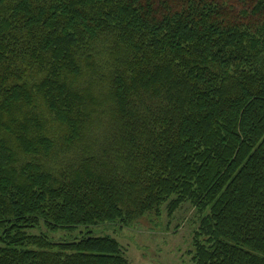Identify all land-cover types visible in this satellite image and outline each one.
<instances>
[{"label":"trees","instance_id":"obj_1","mask_svg":"<svg viewBox=\"0 0 264 264\" xmlns=\"http://www.w3.org/2000/svg\"><path fill=\"white\" fill-rule=\"evenodd\" d=\"M185 203L195 264H264V0H0V264Z\"/></svg>","mask_w":264,"mask_h":264},{"label":"rangeland","instance_id":"obj_2","mask_svg":"<svg viewBox=\"0 0 264 264\" xmlns=\"http://www.w3.org/2000/svg\"><path fill=\"white\" fill-rule=\"evenodd\" d=\"M200 215L185 203L172 217L145 214L128 228L118 224L97 225L94 227L75 228L72 232L60 230L56 234L47 232L52 239L80 237H109L116 240L124 257L131 264H195L192 248L193 233L197 230ZM30 234L46 233L42 226Z\"/></svg>","mask_w":264,"mask_h":264}]
</instances>
